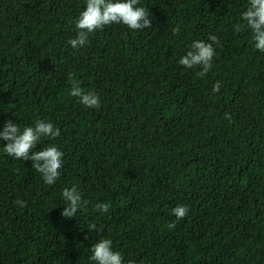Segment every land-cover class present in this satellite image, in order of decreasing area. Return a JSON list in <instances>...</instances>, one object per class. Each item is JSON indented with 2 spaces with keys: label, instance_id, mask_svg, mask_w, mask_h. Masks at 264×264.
I'll return each instance as SVG.
<instances>
[{
  "label": "trees",
  "instance_id": "1",
  "mask_svg": "<svg viewBox=\"0 0 264 264\" xmlns=\"http://www.w3.org/2000/svg\"><path fill=\"white\" fill-rule=\"evenodd\" d=\"M137 6L151 28L112 24L73 49L85 0H0V131L8 120L21 131L45 120L60 135L34 150L64 154L46 185L0 140V264H94L101 238L123 264H264V53L249 29L233 28L248 0ZM210 35L220 45L199 77L178 61ZM69 73L98 95V109L69 95ZM72 186L88 203L65 218L61 193ZM178 205L189 209L179 221Z\"/></svg>",
  "mask_w": 264,
  "mask_h": 264
},
{
  "label": "clouds",
  "instance_id": "2",
  "mask_svg": "<svg viewBox=\"0 0 264 264\" xmlns=\"http://www.w3.org/2000/svg\"><path fill=\"white\" fill-rule=\"evenodd\" d=\"M139 0H85V8L80 12L76 19L75 28L77 34L75 38L69 39L68 44L73 49H80L89 42V34L97 30H103L112 24H122L130 31H141L151 28L150 13L147 8L137 6ZM247 10L241 14L243 24L237 23L233 26L236 33L244 31L245 27L251 32V40L254 49L264 53V0H248ZM179 29H173V34L178 35ZM209 42L203 40L193 41L189 46V51L182 56L178 63L185 68L199 67L196 73L199 77H204L212 68V61L215 55L213 45L219 46L220 40L215 35L208 37ZM75 73L68 74V82L71 85L69 95L78 98L80 104L85 108L98 109L100 99L95 92H85L79 81L75 78ZM220 82L217 81L212 86V92L220 91ZM231 122V118L228 117ZM60 135L59 129L55 128L50 122L42 119L34 121L33 126H26L21 131L18 124L8 120L3 124L0 131V140L7 143L3 146V151L13 159L31 161L32 168L41 174V178L46 185H53L60 177V170L63 166V152L55 145H50L42 150L37 148L41 138L55 139ZM62 198L65 202L61 216L73 218L77 211L88 203L82 199V195L76 186L64 188ZM24 207L25 201H16ZM95 210L101 213L108 212V203H98ZM176 220H182L189 213L186 205H178L171 210ZM175 226L169 223V229ZM100 232L102 228L95 224L89 226V231ZM90 261L94 264H123L121 254L112 248V240L101 238L91 248ZM128 264H134L129 261Z\"/></svg>",
  "mask_w": 264,
  "mask_h": 264
}]
</instances>
